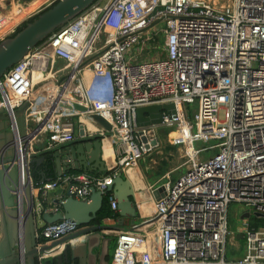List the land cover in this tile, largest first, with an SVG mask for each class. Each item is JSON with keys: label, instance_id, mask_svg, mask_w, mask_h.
<instances>
[{"label": "built area", "instance_id": "2783aa9c", "mask_svg": "<svg viewBox=\"0 0 264 264\" xmlns=\"http://www.w3.org/2000/svg\"><path fill=\"white\" fill-rule=\"evenodd\" d=\"M59 1L46 0L45 9ZM228 3L99 1L0 80V108L11 114L15 132L13 112L30 103L25 116L29 186L33 185L29 148L39 135L53 134L55 145L76 139V125L69 120L79 113L74 104L111 124L109 137L117 145L118 168L123 172L156 152L160 128L175 133L169 141L185 151L190 166L175 181L169 177L160 185L166 194L159 201L153 199L152 214L140 215L117 234L112 264H264V0ZM161 19L166 21L165 58L138 62L131 51L154 40L145 37ZM46 54L47 65L40 72L50 71L53 77L35 83L36 65ZM58 62L63 67L56 69ZM85 70L105 80L108 99L93 97ZM39 86L43 89L37 92ZM47 93L46 108L35 107L40 95ZM165 104H173L175 114L163 112L160 126L138 125L139 108ZM198 142H216L210 147L216 153L201 160L208 149H196ZM114 175L70 172L39 190L46 196L64 186L76 199L87 201L93 187L106 193ZM233 203L252 207L261 223L241 234L246 255L232 261L227 245L228 237L234 239L228 221ZM110 204L118 211L113 196ZM78 231L75 221L62 220L44 224L37 239L59 242ZM49 257L41 254L40 264Z\"/></svg>", "mask_w": 264, "mask_h": 264}, {"label": "water", "instance_id": "95a60500", "mask_svg": "<svg viewBox=\"0 0 264 264\" xmlns=\"http://www.w3.org/2000/svg\"><path fill=\"white\" fill-rule=\"evenodd\" d=\"M99 1L60 0L39 13L36 20L14 37L2 40L0 42V80L54 32L78 18ZM163 21L164 19L157 21L152 27ZM1 101L0 95V103ZM29 106L30 103L27 102L22 108L13 112L17 119V132L11 126V114H8L4 108H0V264H40L39 256L50 253L53 247L41 246L36 238V230L40 223L53 224L62 220L75 221L79 226V231L64 238V243L67 244L62 255L47 258L43 264H73L77 259L80 262L76 264H84L85 257L88 259V241L90 242L91 237L96 234L101 235L103 229L109 228L102 222L97 223L98 214L104 206L107 194L112 193L118 204V214L121 220L118 230L121 231L124 226L136 223L140 218L139 208L135 204L134 185L122 170H118L116 154L113 155L111 163L103 160V139L110 135L112 126L103 116L93 114L91 116L93 124L102 128L104 134H95L90 137L86 133L85 126L80 125L79 138L52 146L47 150L48 154L40 159L30 157L34 164L46 162V159L48 161L42 171L36 170L38 178L34 175L35 182L32 186L27 185L23 195L22 167L17 150L13 145L16 137H21L25 141L24 153L27 156L29 138L25 116L29 113L27 110ZM73 108L80 112H88L86 108L77 104H74ZM163 112L170 115L175 114V106L165 104L139 108L137 110L138 125L140 127L160 126L163 122ZM116 170L118 171L115 173ZM78 171L111 172L115 175L106 193L93 187L87 201L76 199L69 188H61L60 194L50 203L49 193L43 196V199L42 192L39 190L40 186L68 172ZM165 194V186L151 190V195L156 201H159ZM50 205L57 207L58 211L49 210ZM248 218L250 214H244L243 219ZM82 237L87 242L85 253V246L77 248V241H74ZM237 238L243 239V235L240 234Z\"/></svg>", "mask_w": 264, "mask_h": 264}, {"label": "crops", "instance_id": "0c3cea01", "mask_svg": "<svg viewBox=\"0 0 264 264\" xmlns=\"http://www.w3.org/2000/svg\"><path fill=\"white\" fill-rule=\"evenodd\" d=\"M42 2H44V0ZM42 2H39V4L36 3V4L32 5L34 7H32L31 5H27L25 8H22V10L28 11L31 13V12H33L34 9H36L38 7L34 11V12H36V11H38L39 8L44 7V3H43V5L41 4ZM2 12L8 13L7 11L4 10V6H3ZM19 21H21V19ZM135 50H136V47L131 51L132 56H135V55H133ZM165 56H166V52L164 54L158 55L156 59L165 58ZM140 61H143V60H140ZM140 61H138V62H140ZM83 76H84V80H85L87 86L89 87V90L91 91L93 97L95 99H101L100 88L103 84V81L98 79V78H95L94 74L91 71L85 70ZM49 77L50 76L48 75L47 78H49ZM42 79H43V77H41V80ZM47 95L49 96V93ZM47 95L46 94L40 95V97L37 100V103L35 104V107L38 105H42L43 109H45L46 104L48 103V96ZM102 98L108 99L109 98V92L106 91L105 96H103ZM35 107L33 108V111H37V109H35ZM91 116L92 115L88 114V112H80L79 111V113L76 116L69 119L76 125V129H75L76 139L79 138V127H80V125L85 126L86 133L90 137L94 136L95 134H103L104 133L102 128H100L96 124H93V122L91 120ZM170 137H173V135H170ZM54 142H55V136L53 134L39 135V137L31 144V147L29 148L30 153H31V157H33V159H35V158L40 159L41 157L46 156L48 154L47 150L55 145ZM107 144H110V145L112 144L114 154H116V156H117V145L114 143L113 139H111L109 136H107L103 139V150H105V145L107 146ZM112 157L106 158L105 153H104L103 160L106 161L107 163H109V162L111 163L113 160ZM47 161H48V159H46V162H43L40 164H37V163L34 164L32 162V160H30V170H31V176H33L32 177L33 182H35L33 173H35L36 170L42 171V168L44 167V165H46ZM148 162L149 161L144 158V159H142V161L139 162L138 167L135 168L136 171H138L137 173H139V175L141 177L137 176L136 178H132L130 176V171H135V170H133L134 168H132V167L127 168V169H129V171H127V170L124 171V174L128 178H130V180L132 181V183L134 185L135 204L139 208V212H140L141 216L146 215L148 213L147 211H144V209H142L143 204L149 203L151 201L153 202L151 190L154 188H157V186H160L162 184L167 183L169 180V177H171V173L174 169L171 166L170 167L171 169L165 170L159 179H151L150 175L148 174V171L150 170V171L154 172L155 166H153V165L151 166L150 163L148 164ZM118 170H121V169H118ZM118 170H116L115 173ZM68 173H70V172H68ZM78 173H82V171H78ZM90 173H94L98 176H107L110 174L111 175L115 174V173H111V172L102 173V172H92V171ZM171 180L175 181L176 179L175 180L171 179ZM51 181L52 180H49V181H47V183L51 182ZM61 188H67V187L60 186L57 189L51 190V192H48V193H51V197H49V203L52 200H54L55 198H57V196L60 194ZM37 191H35V194H37ZM42 197H43V194H42ZM43 199H44V197H43ZM56 209H58V208L54 207L52 205L49 206V210H51V211H56ZM115 212L118 213V211H115ZM0 221H1V219H0ZM120 222H121V220L119 219V214H118V217H116L114 219H106V220L102 221V224L109 226V228L103 229L101 231V235L96 234L95 236L91 237V240H90V242L88 241V244H87V242H85L84 237H82L78 240H74V241H77V245H78L77 248H82L83 246H85L84 253L86 252V244L89 245L88 259H87V257H85L84 264H112V259H113V255H114L112 249H113L114 245L112 244L110 238L112 236L113 239H115V241L117 242V234L120 232V229L118 230L117 228L120 225L119 224ZM43 226H44V224L40 223L39 228L36 230V238H37V233L39 232L40 228H42ZM44 242L45 241H40L41 245L53 247L51 249V252L49 253V256H51L52 258L53 257L56 258L57 256L62 255V253L65 249V246L67 244L66 242L64 243V239L59 241V242H45V243ZM54 244H57V246H53ZM116 245H117V243H116ZM82 254H83V252H82ZM51 257H49V258H51ZM86 261H88V262H86ZM79 262H80L79 259H77L76 261L73 262V264H76Z\"/></svg>", "mask_w": 264, "mask_h": 264}, {"label": "rangeland", "instance_id": "374dc122", "mask_svg": "<svg viewBox=\"0 0 264 264\" xmlns=\"http://www.w3.org/2000/svg\"><path fill=\"white\" fill-rule=\"evenodd\" d=\"M3 1L0 0V5L2 4V8L0 7V12H1L0 14L7 15V17H9V21H12L11 20L12 13L16 15H21L22 13H24L22 8H25L27 5L32 6L36 3L39 4V2H42L43 0H3ZM107 1L108 0H100V3H106ZM222 1H225V0H222ZM230 2L232 3V0ZM3 6H4V10L7 11L8 13L2 12ZM45 8L46 6H44V8H39L38 11L36 12H34L35 11L34 10L30 14H28L26 17L21 19V21H19L18 24H16L14 27H12L10 30H8L2 36H0V42L4 39L12 37L25 22H27L33 16H36L39 13H41L43 10H45ZM1 21L7 22V19L0 18V23H3ZM165 28H166V21H163L159 23L158 25L150 28L149 35L146 36L145 38L147 39V37H152L154 40L150 42L145 41V43L143 42L142 44L136 47V50L133 54L135 55L134 56L135 60L152 61V60H155L158 55L165 53V34L163 32V29ZM2 30H3V27L0 26V33L2 32ZM61 67H63L61 62H58L55 66L56 69H59ZM57 82L58 81H56V83ZM42 89H43L42 86H39L37 88V92L41 91ZM48 92L51 93L50 90ZM105 94H106V88H105V83H103L100 88L101 98L105 96ZM193 111L194 109L192 110V112ZM220 117L221 119L224 118L223 112L221 113ZM165 130L166 128L159 129V132H158L159 147L157 148V151L153 152L152 154L144 158L149 161L148 164L150 163L151 166L152 165L155 166L154 172L150 170L148 171V174L150 175L151 179H159L164 173V171L168 169L170 170L171 169L170 167L172 166L174 169L171 173L170 179L175 180L178 178L179 175L181 176L184 172H186V170L188 169L190 165L188 164V159L186 157L185 151L182 148L172 146L169 141V139H171L170 135L173 134V136H175L174 135L175 133L172 132V129H169L170 132L167 134V131ZM215 144L216 142H209V143L198 142L195 144L196 149H201L204 147L208 149V152H203L201 154L200 156L201 160L210 158L216 153L215 150H210L211 149L210 147ZM49 197H51V193L48 194V198ZM247 213L250 214V218L243 219L244 214H247ZM258 219L259 218L256 217L255 211L252 207H249L244 204H239V203L231 204L229 208L228 221H229V231L231 235H233L234 239L228 237V245H227L228 260L233 261V260L241 259L246 255V251H247L246 250V240L245 238L238 239L237 236L240 234H245L246 229L250 225L255 226V227L259 226L261 222ZM110 239H111L112 244L114 245L112 249L113 254H114L116 251L117 242L115 241V239H113L112 236Z\"/></svg>", "mask_w": 264, "mask_h": 264}, {"label": "bare ground", "instance_id": "6f19581e", "mask_svg": "<svg viewBox=\"0 0 264 264\" xmlns=\"http://www.w3.org/2000/svg\"><path fill=\"white\" fill-rule=\"evenodd\" d=\"M46 1V0H45ZM44 1V2H45ZM208 4H210V2L213 0H205ZM231 1V0H230ZM43 2V3H44ZM42 3V4H43ZM216 3V1H215ZM226 4H223V6H225ZM232 3H228V6H231ZM41 6V5H40ZM39 6V7H40ZM0 7L2 8V4L0 5ZM38 8V7H37ZM36 8V9H37ZM34 9V10H36ZM33 10V11H34ZM1 13V12H0ZM28 14H30V12L28 11H24V13H22L21 15H16V14H11L12 18L11 20L12 21H9V17H7V15H3V14H0V18H4V19H7V22H3V23H0V26L3 27V30L2 32L0 33V36H2L7 30H10L14 25L18 24L19 23V20L24 18L25 16H27ZM10 16V17H11ZM41 61L37 63L36 65V70L34 72V82L35 83H38L40 80H41V76H43V79H46L48 77V75L50 76L49 79H51L53 77V74L50 73L49 71L48 72H45V74H41L40 70L44 68L45 65H47V61H48V54H46L45 56H43L41 59ZM45 64V65H44ZM97 78V77H95ZM42 79V80H43ZM100 80L103 81V83H106L105 80L101 79V78H98ZM55 97V96H53ZM70 101V100H69ZM173 135V134H172ZM175 135V134H174ZM25 141L20 137H16L15 139V142H14V145L15 146V149L17 150V154L19 156V159H20V164H21V167H22V177H21V186H22V191H23V195L25 194L24 193V189L27 187V185L29 184V181L28 179L26 178V173H25V162L27 161V156L26 154L24 153V147H25ZM104 153H105V157L108 158V157H112L114 155V150H113V147H112V144H107V146L105 145V150H104ZM113 159V157H112ZM132 168H134L133 170L135 171H130V176L132 178H136L137 176L139 177V173H137L138 171H136V167L132 166ZM127 171H129V169H125ZM141 177V176H140ZM142 209H144V211H147L149 212L150 214L153 213L154 211V202H149V203H145L143 204L142 206ZM27 219V218H26ZM25 223V222H24Z\"/></svg>", "mask_w": 264, "mask_h": 264}, {"label": "trees", "instance_id": "16d2710c", "mask_svg": "<svg viewBox=\"0 0 264 264\" xmlns=\"http://www.w3.org/2000/svg\"><path fill=\"white\" fill-rule=\"evenodd\" d=\"M38 17V15L33 16L32 18H30L27 22H25L18 30L17 32L12 36L14 37L17 33H19L20 31H22L28 24L32 23L34 20H36ZM44 43V42H43ZM42 43V44H43ZM165 131H167V134L170 132L169 129H166ZM35 171V170H34ZM33 175H35L36 178H38V174L37 172L33 173ZM113 196L112 193L107 194L105 196V201H104V206L102 208V210L100 211V213L98 214V218H97V223L102 222L106 219H114L116 217H118V213L113 211L111 208V204H110V198ZM252 227V225H250ZM46 242V241H45ZM44 242V243H45ZM49 242V241H47Z\"/></svg>", "mask_w": 264, "mask_h": 264}]
</instances>
